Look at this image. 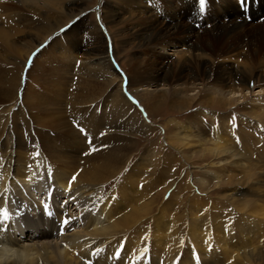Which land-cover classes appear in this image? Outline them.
<instances>
[{"label":"bare ground","instance_id":"1","mask_svg":"<svg viewBox=\"0 0 264 264\" xmlns=\"http://www.w3.org/2000/svg\"><path fill=\"white\" fill-rule=\"evenodd\" d=\"M14 1L16 3L14 9H7L5 4L0 3L2 9L0 17L20 24L21 27L17 28L16 36H21L27 31V28L22 30L23 22L31 21L24 11L33 15L34 20H32V23L35 24L36 31L42 37H49L51 31L62 22L57 12L63 10L62 5L66 0ZM185 1L188 3V0ZM180 2L185 9L192 5V3L187 4L181 0ZM169 5L170 3H168ZM233 9L234 5L226 1L221 15L222 18H229V21L217 22L216 25L210 23L208 18L209 22L205 23L211 25L208 28L203 25V29L201 28L202 34L196 37L198 38L197 42L185 39L182 41L177 40L178 43L173 41L176 36L191 34L194 30L192 28L197 27V25L194 22L189 23L190 18L188 16L182 18V14H174L173 18L166 17L162 19L158 17L157 13L153 12V9L148 10V19L151 21L152 31H154V34H150L148 37V47L150 49L152 47L153 50L159 49L162 55L160 54L161 57L159 58L158 56L148 58V68L143 71L147 77L146 79L135 68L133 65L135 63L129 62L126 64L128 79L126 84L129 89L133 90L135 96L132 99L134 103L140 104L144 107L147 115H151L158 106L165 103L173 110H189L196 103L200 104L202 110H207L215 107L232 108L241 99H245V91L249 89L251 82L254 81L255 74L250 69L252 65L248 62L245 53L246 60H239L240 52L242 54V51L245 50L248 53L255 43L254 41L260 38L261 33L258 30L256 35L252 34V37L246 35L247 23L240 15L233 18L230 12ZM44 12H49V17H43ZM111 17H116L113 11L108 12L104 20ZM152 18L153 20H151ZM51 20H55V25H52ZM158 27H160L159 30H157ZM238 30H241L242 34H237L239 33ZM93 32L96 38L101 37L100 28H94ZM142 35L144 37V34H139L138 37L141 38ZM190 36L187 35V38H190ZM75 39L77 37L74 38V35H70L69 40ZM219 39H222L223 44L216 48L213 44ZM0 44L4 46L7 53L15 54V56L16 54L20 55V50L11 42V36L1 27ZM32 48H29L23 55L25 59ZM170 57L177 60L175 62L178 64L177 69L179 72L176 73L178 75L176 77L169 72L171 67L166 63L167 58ZM162 58L164 59L163 63H159ZM90 60L88 62H84L83 59L79 60L82 64L81 70L84 69V66L89 65V70L95 73L100 82L106 84L105 86L109 88L114 86L119 76L110 61L100 60L93 63ZM231 61L239 66L226 67L221 65L224 63L232 64ZM183 63L186 64V67L182 69ZM140 64L141 62H137L135 65L139 67ZM158 64H161L159 69L156 67L159 66ZM162 65L164 66L162 67ZM191 76H193L192 80ZM204 76L209 77L211 81L209 79L207 84H203L201 79ZM175 78L176 80H174ZM198 81L201 82L198 83ZM105 96L114 117L126 121L118 126L119 120H115V126L106 129L104 135H114L115 137L108 138L106 136L104 138V142L107 144L106 149L99 154L92 152L93 154L86 160L84 166H78V159H80L78 154L84 149V140L76 133L73 134V143L70 145L71 149L74 148L73 151H64V155L61 157L55 158L52 156L53 154L50 156L51 162L54 164V170L49 169L54 179L53 185H56L57 196L61 195L62 200H64L61 201V204L54 201V208L48 206V204L37 203L36 199L27 192L30 185L36 183L41 176H45L46 169H48L38 160L33 159L34 156L39 155L37 154L38 148H30L32 144L38 142L34 132L32 134L31 128L28 130L22 124L19 128H23L20 129L21 132H17L19 135L16 139L7 140V145H12L11 148L6 149L2 155L0 153V210H7L9 217L0 224V264H88V261L94 260L100 254L102 256L105 246L116 241L117 239L114 238L120 232L133 229V226L138 227L136 230L137 235H150V238L154 239L159 252L162 251L163 246L172 243L173 239L175 241L176 237L178 239L180 234L178 225L171 218L166 217L168 215H166L168 201H164V207L166 206V208H160V216L163 211L164 215L161 217L152 216L158 207L156 203H158L160 190L159 188L155 189L148 195V172L144 171L142 173L146 166H149L153 171L157 170L155 168H158L157 165L163 161V156L157 157L155 160L152 159L153 161L147 164L150 155L155 158L157 153L146 152L125 174L126 179L118 183L115 188L113 187L110 194L103 196V189H106L107 183L115 178L124 168L125 163L131 162L134 157V146L130 145L131 141L129 143L126 141L131 136L130 130L132 134L139 132L147 135L152 128L149 117L145 121L137 112L134 113L135 108L129 101L131 98L129 93L124 95L116 91L109 92ZM256 102H264V97L257 99ZM260 105L264 107L263 104ZM196 116L197 114L191 118L188 117L189 119L179 126L178 133L175 132L174 136L170 138V143L173 144L172 147L181 155L177 156V159L170 156L168 159L165 157L164 161L166 163L171 162V169H173L179 163L181 157L185 164H188L187 162L195 155H199L202 160L208 156L213 158V161L207 165L208 171L209 168L215 167L223 169L220 173L215 174L210 170L209 175L216 182L221 179L219 175L228 177L227 182L234 183L238 187L233 191L241 197L240 202L231 201V206L238 211L239 220L238 222L232 220L234 217L237 218V213L233 211L228 215V218L226 216L224 218L220 216V218H212V214L205 213L202 220L205 219V223L210 226L207 228L209 235L203 233L201 227H199L201 226L199 222L195 223L198 227L192 225L191 235L193 238L197 237V241H191L192 246L189 249L188 246L183 248L186 249L185 252L183 249H179L184 252L186 258L177 264H196V262L197 264L199 262L201 264H264V168L261 172L254 173L253 166H256L255 163L249 161L244 163L235 159L234 156L237 157V155L231 151L228 144L222 142L224 137L220 134L219 128L209 131L210 128L207 126V129L204 130ZM122 130L128 131L124 134ZM10 132L11 129L8 128L5 134L9 136ZM28 132L30 134L24 135ZM209 133L213 134L215 141L204 137L205 134L210 135ZM49 146L47 145V147ZM66 152L70 153L66 154ZM69 158L76 160L77 163L75 161L68 162L67 159ZM239 158L243 159L244 156L239 155ZM228 173L230 176L227 175ZM231 173L242 175L238 178ZM142 174H144V179L147 178L146 181L143 180L144 182L141 183L145 188H139V184H136L135 181V175L140 176ZM163 174H166L165 181L168 184L171 183L170 187H172L175 184L176 176L170 175L167 170H164ZM73 177H75V180H73ZM199 182L204 183L205 179L201 178ZM244 184H248L250 188L242 191L241 188H245ZM121 186L124 188L122 189L123 192L120 196H117L116 190ZM178 188L180 189V185H178ZM180 192L183 195L184 189H180ZM182 195L179 196L181 200L183 199ZM66 200L70 202V205L72 204V207L76 206V212L66 206ZM16 202L18 204L28 203L26 207L28 217L24 222L28 228L39 233V238L32 239V236H30L25 242H22L14 240L13 234V237L10 235L14 225L18 223L13 214L16 208L14 203ZM181 204H183V201H181ZM61 207L66 208L62 209ZM30 208L31 210H29ZM46 208L56 213L58 222H60L59 228H56L55 224L43 222L40 218L41 212L44 215L48 213L45 211ZM67 210L68 212L64 214ZM177 214L180 215V212ZM30 216L35 219H32V221ZM146 219H150L149 221L154 227H158V230L149 231L150 228L148 229V226H145ZM65 220L69 221L67 225L64 224ZM138 243L141 248L145 246V243L142 244L140 240H138ZM126 250L128 249L126 248ZM97 263L99 262L97 261Z\"/></svg>","mask_w":264,"mask_h":264},{"label":"rangeland","instance_id":"2","mask_svg":"<svg viewBox=\"0 0 264 264\" xmlns=\"http://www.w3.org/2000/svg\"><path fill=\"white\" fill-rule=\"evenodd\" d=\"M181 1L187 3L185 0ZM226 1L234 5V9L230 11L231 16L234 18L236 15H240L244 22L247 23L246 35L252 37L257 34L258 30L261 33L258 40L255 38V43L248 53L245 50L242 51V54L240 52L239 60H246L244 57L245 53L248 62L252 65L250 69L255 74L254 81L251 82L249 89L245 91L246 98L241 99L232 108L215 107L207 110H202L199 103L194 104L189 110H173L165 103L158 106L151 115H147L144 107L134 103L132 99L135 95L133 90L129 89L126 84V81H128L126 64L129 62L135 64L141 62L140 68L135 64L133 65L146 79L147 77L143 71L148 68V58L161 57L159 49L153 50L152 47L151 49L148 47V37L150 34H154L152 23L148 19V10L153 9V12L157 13L158 17L162 19L166 17L173 18L174 14H182V18H184L183 16H188L190 18L188 22L191 24L194 22L197 25V27L192 28L195 33L192 31L191 34H179L173 41L178 43L185 39H191L193 42H197L198 38L196 37L202 34L201 28L203 29V25L204 27L207 26V28L211 25H207L209 21L216 25L218 24L217 22L224 23V20L229 21V18H222L221 15ZM65 2L62 5L63 10L57 12L62 22L51 31L49 37H42L36 31V26L32 23V20H34L33 15L25 11L24 13L31 21L23 22L22 30L27 28V31L21 36H16L17 28L21 27L20 24L0 17V27L11 36V42L20 50V55L16 54L15 56V54L7 53L4 46L0 44V120L2 124L0 126V153L2 155L6 149L9 150L11 148L12 145H7V140L16 139L19 135L17 132H21L20 129L26 127L29 130L31 128L32 134L34 132L38 142L32 144L30 148H38L37 154L41 155L40 157L36 155L33 159L38 160L48 168L45 176H41L34 183L37 184L42 181L38 184L39 188L37 189L39 191L48 186L45 178H47V174L50 175V170H54V164L51 162L50 156L53 154L52 156L55 158L61 157L64 155V151L74 150V148H70L73 143L72 137L74 133L84 140V149L78 154L80 156L78 166L86 165V160L94 152L99 154L106 149L105 146L107 144H105L104 138L106 136L108 138L115 137L114 135H104L105 131H107L106 129L110 126H115V120H119L118 126L126 121L114 117L109 109V102L105 95L116 91L124 95L129 93L131 96L129 101L135 108L133 110L134 113L137 112L145 121L149 117L152 128L147 135L139 132L132 134L130 130L131 136L126 141L127 143L131 141L130 145L134 146V157L131 162L125 163L126 165L115 178L107 183L106 189H103V196L110 194L113 187L115 188L118 183L126 179L125 174L131 170L132 165L139 161L146 152L157 153L155 158L152 155H150V158L148 156L149 161H147V164L161 156L164 157L162 158L163 161L165 157L168 159L169 156L177 159V156L181 154H178L172 147L173 144L170 143V138L174 136L175 132L178 133L181 124L195 114H197L196 118L200 120L204 130L207 129V126L210 128L209 131L219 128L220 134L224 137L222 142L228 144L231 151L237 155V157L234 156L235 159L244 163L247 161L255 163L254 169L252 167L254 173L263 170L264 107L260 104L264 105V102H256V100L264 97V0H245L243 5L241 0H205L203 9L200 7L199 0H188L187 4L192 3V5L187 9L184 8L180 0H66ZM0 3L5 4L7 9L16 7L14 0H0ZM168 3H170L169 6ZM241 6L244 8L242 9ZM245 7L249 10L246 11ZM112 11L116 14V17L104 20L107 13ZM1 14L2 9L0 6V16ZM49 15V12L42 14L45 18L49 17ZM54 15L57 16L58 14ZM54 21L51 20L52 25H55ZM96 27L100 28L102 33L99 39L93 34ZM159 29L160 27L157 28V30ZM238 31L239 33L237 34H242L241 30ZM139 34H144V37L143 35L141 38L138 37ZM70 35H74V38L77 37V39L69 40ZM187 35H191L190 38H187ZM222 39L215 41L213 46L216 48L220 47L223 44ZM33 46L35 47L34 49L32 48ZM29 48L33 50L29 51L28 57L25 59L23 55ZM76 58L79 59L76 60ZM81 59L84 62H88L91 59L90 61L93 63L100 60H109L119 76L115 85L110 88L105 86L106 84L104 85L100 82L95 73L89 70V65L84 66V69L81 70L82 64L79 61ZM163 60V58L160 59L159 63H163ZM175 61L177 62L173 57L167 58L166 61L171 67L169 72L174 77L178 76L176 73L179 72L177 69L178 64ZM259 63L260 65H258ZM158 65L156 67L158 69L161 68V64ZM183 65L181 64V67ZM221 65L226 67L239 66L234 62ZM184 67H186V64L182 69ZM174 71L176 72L174 73ZM185 73L187 74V72ZM193 76H191V80ZM209 79V77L204 76L201 81L203 84H207ZM201 81H198V83ZM16 91L18 92L16 93ZM22 124L24 126L19 128ZM8 128L11 129L9 136L5 134ZM126 131L122 130L124 134H126ZM28 134L30 132L24 133V135ZM209 134H205L204 137L215 141L213 134ZM47 145L50 146L47 147ZM69 153L66 152V154ZM85 153L89 154L86 155ZM239 155H243L244 158H239ZM67 161H75L77 163L72 158L67 159ZM211 161H213V158H210V156L202 160L199 155H195L194 158L187 162L188 164H185L181 157V160L179 159V163L173 169H171V162L166 163L164 161V164L160 162L157 165L158 168H155L157 170L153 171L149 166H146L142 171V173L144 171L148 172V195L155 189L159 188L160 190L158 203H156L158 207L152 216L155 217L157 215L156 217H159L160 208L164 207V201H168V208L164 207L168 210H166V215L168 214L166 217L176 222L180 232L178 239L176 237V241L173 239L172 243L163 246L162 251L159 252L154 239H151L150 235H137L136 230L138 227L136 226L135 228L133 226V229L120 232L114 238L117 239L116 241L105 246L104 254L102 256L100 254L94 260L88 261V264H177L186 258L184 257L186 249L183 248L188 246L189 249L192 246L191 241H197V237L193 238L191 235L192 225L198 227L195 223L199 222V225H201L199 227H201L203 233L208 234L207 228L210 226L205 223V219L202 220L205 213L212 214V218H224L225 216L228 218V215L233 211L237 213V218L234 217L232 220L238 222L239 213L231 206V201L240 202L241 197L233 191L238 187L234 183L227 182L229 180L228 177L221 175H219L220 181L216 182L209 175V171L211 170L214 174L220 173L223 168H209L208 171L207 165ZM162 170H167L170 175L176 176L175 184H172V187H170L171 183L168 184L165 181L166 174H163ZM231 174L238 178L242 175L239 173ZM227 175L230 176L229 173ZM135 177L139 188H145L141 184L147 179L143 178L144 174L135 175ZM201 178L205 179L204 183L199 182ZM34 184L30 185L28 189L29 194L33 198V193L30 190ZM178 185H180L181 190L184 189L183 195ZM244 186L245 188H241L242 191L250 188L248 184H244ZM122 189L124 188L121 186L116 190L117 196H120L123 192ZM165 191L167 192L164 194ZM181 195L183 197L182 200L180 198ZM57 198L59 197L55 195L56 200L54 201L57 204H61V201H64L62 198L57 201ZM36 201L41 203L37 199ZM67 201H65L66 206L76 212V206L72 207V204L70 205V202ZM181 201H183V204H181ZM19 205V209L24 213L23 218L19 219L13 213L18 223L14 225L10 235L12 236L13 234L14 240L22 242H25L30 236H32V239L39 238V233L28 228L24 222L28 217L26 212L28 203H19ZM48 206L53 207V203L48 202ZM17 208L18 206L15 209ZM61 208L64 209L66 207ZM45 211L51 212L53 210L46 208ZM67 212L68 210L64 214ZM178 212H180V215L177 214ZM53 213L54 216L50 217V215H44L41 212L40 218H42L43 222L55 224V227L59 228L60 222H58L56 213L54 211ZM164 214L163 211L161 216ZM149 220L146 219L145 221V226L147 225L148 229L150 228L149 231L158 230V227H154ZM46 230L48 231L49 229ZM61 233L63 232L61 231ZM138 240L142 244L145 243V246L141 248ZM180 248L184 252L179 250ZM127 253L129 254L128 256ZM199 264L201 263L199 262Z\"/></svg>","mask_w":264,"mask_h":264},{"label":"snow or ice","instance_id":"3","mask_svg":"<svg viewBox=\"0 0 264 264\" xmlns=\"http://www.w3.org/2000/svg\"><path fill=\"white\" fill-rule=\"evenodd\" d=\"M245 2V0H241V4L243 5ZM200 3V7L201 9H203L204 4H205V0H199ZM81 131H83V129H81ZM86 155L89 153H85ZM73 180H75V177H73ZM69 191H70V187H69ZM9 217V213L7 212V210H0V224H2L4 221H6ZM69 223L68 220L64 221V224L67 225ZM95 255V253H93Z\"/></svg>","mask_w":264,"mask_h":264}]
</instances>
